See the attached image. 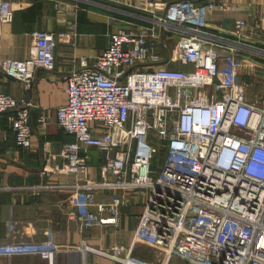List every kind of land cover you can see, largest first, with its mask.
I'll return each instance as SVG.
<instances>
[{
    "label": "built area",
    "instance_id": "2783aa9c",
    "mask_svg": "<svg viewBox=\"0 0 264 264\" xmlns=\"http://www.w3.org/2000/svg\"><path fill=\"white\" fill-rule=\"evenodd\" d=\"M217 6L156 2L151 23L113 31L95 62L82 59L68 76L58 120L77 139L65 144L67 162L52 170L78 171L84 147L105 152L102 179L75 183L73 216L81 226L118 224L132 194L149 191L134 242L154 248L158 263L122 255L124 245L97 249L122 264H168L174 255L188 264H264V97L250 98L239 70L247 65L264 84V63L249 59L264 51L244 41L252 26L246 18L236 19L234 38L213 31L207 15ZM13 18L12 3L1 1L0 34ZM56 47L55 33L40 30L27 58L0 62L29 85L38 68H54ZM35 106L0 92V113L14 112L20 146L32 143ZM63 249L51 240L0 245V257L38 254L56 264Z\"/></svg>",
    "mask_w": 264,
    "mask_h": 264
},
{
    "label": "crops",
    "instance_id": "0c3cea01",
    "mask_svg": "<svg viewBox=\"0 0 264 264\" xmlns=\"http://www.w3.org/2000/svg\"><path fill=\"white\" fill-rule=\"evenodd\" d=\"M7 1L12 3L14 18L11 23L1 25L0 57L27 58L35 46L36 32L40 30L55 33L57 47L54 68H38L29 85L9 75L0 62V92L32 100L36 105L32 110L33 132L29 147L17 143L10 117L14 112L0 113V245H36L51 240L65 248L56 255V264H122L97 249L113 251L115 245H124L122 255L131 252L145 262L158 263L159 255L154 248L134 242L149 196L147 189L133 193L130 202L121 207L118 224L81 226L71 212L77 192L75 183L102 179L105 152L97 147H84L80 154L85 164L78 171L52 169L67 162L65 144L77 139L74 133L63 129L58 120V106L67 101L70 72L82 67V59L94 63L99 53L110 45L113 31L151 23L153 13L148 8L156 2L174 0ZM191 1L216 3L218 6L207 15L209 27L231 38L236 36L237 18L251 21L244 41L264 51V30L261 29L264 0ZM223 3L230 8H220ZM62 31H69L71 37L60 38ZM249 59L264 63L263 54ZM239 70L241 79L249 81L247 65ZM254 91H248L251 99L264 97V84L260 82ZM41 116L46 117V123L39 122ZM0 264H49V260L38 254H17L0 257ZM168 264H188V261L174 255Z\"/></svg>",
    "mask_w": 264,
    "mask_h": 264
},
{
    "label": "rangeland",
    "instance_id": "374dc122",
    "mask_svg": "<svg viewBox=\"0 0 264 264\" xmlns=\"http://www.w3.org/2000/svg\"><path fill=\"white\" fill-rule=\"evenodd\" d=\"M248 82H250L249 90L252 89V90H255L256 91L258 84H260V81H257L256 78L253 79L252 77H250V80ZM255 91H254V93H255ZM150 138L154 139L155 140L154 141L155 143L161 144V143H159L158 137L156 136V134L154 132H151ZM163 153H164V150H162L160 153H157L156 154V157L159 158V159H161L163 157V155H164Z\"/></svg>",
    "mask_w": 264,
    "mask_h": 264
}]
</instances>
